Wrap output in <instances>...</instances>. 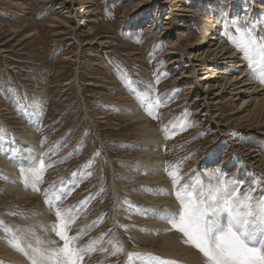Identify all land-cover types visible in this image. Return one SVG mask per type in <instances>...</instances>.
I'll list each match as a JSON object with an SVG mask.
<instances>
[{"label": "rangeland", "instance_id": "rangeland-1", "mask_svg": "<svg viewBox=\"0 0 264 264\" xmlns=\"http://www.w3.org/2000/svg\"><path fill=\"white\" fill-rule=\"evenodd\" d=\"M70 2L0 0V231L11 229L0 232V264L7 261L2 256V246L7 245L32 264L20 235L14 234L11 226L6 228L8 219L31 232L33 248L54 247L50 241L62 244L52 231L57 207L74 218L69 234H80L77 246L95 244L82 264H126L134 250L147 253L149 247L159 248L143 241L144 233L139 231L149 224L144 209L154 207L142 196L154 199L160 195L147 189L151 177L147 176L144 185L122 188L134 181L130 167L141 173L150 160L145 150H154L144 148L146 139L163 143L166 182L175 191L180 185H198L199 181L207 187L211 166L217 176L223 172L228 180L235 177L237 167L240 194L255 184V204L264 193L262 173L245 172L240 154L230 148L235 141L245 144L255 138L258 125L235 121L212 135L210 118L218 115L226 121L233 117L240 100L212 104L211 116L203 122V116L195 114L203 101H192L201 91L199 81L187 76L175 79L192 59L191 51L205 48V35L217 29L225 45L237 46L249 63L251 56L258 71L264 73L258 50L254 47L246 55L240 46L249 30L264 44L260 7L264 0L176 2L186 10L176 16L183 25L172 22L166 32L165 18L171 5L164 0H76L74 11ZM70 11L77 16L66 20L64 15ZM157 13L158 21L153 19ZM84 18L97 21L83 20L85 24L79 25ZM216 23L220 26L214 27ZM177 33L187 36L182 40L184 36ZM171 40L177 41L175 49L170 48ZM171 50L173 53L167 54ZM173 59L180 62L171 63ZM204 70L199 69L197 75ZM148 85L154 96L145 97L146 102L155 96L161 101L154 115H149L137 98L149 91ZM19 140L25 143L22 149H14L19 159L23 150L27 154L38 151L35 159L28 160V167L10 155L11 142ZM229 153L221 165V155ZM41 159L46 167L42 180L35 183L30 170L34 165L38 168ZM173 164H179L180 185L176 187L168 174ZM22 168L29 174L27 187ZM12 169H16L15 183L11 182ZM53 194L61 199L57 202ZM46 195L51 205L45 202ZM173 198L175 206L179 205L175 194ZM17 241L18 249L14 246Z\"/></svg>", "mask_w": 264, "mask_h": 264}, {"label": "bare ground", "instance_id": "bare-ground-1", "mask_svg": "<svg viewBox=\"0 0 264 264\" xmlns=\"http://www.w3.org/2000/svg\"><path fill=\"white\" fill-rule=\"evenodd\" d=\"M164 1L168 5L169 4L171 5V11L169 12L168 16L165 18V19H167V21H165L166 26H165L164 32H166V30L171 29L170 26L172 25V22L177 23V21H178V23L176 25L180 27V25L182 24L181 23L182 21L177 20L176 16L180 15V13H178V12L183 11L184 8H183L182 4L176 3V2H182L183 0H164ZM75 5H76V0H71V2L69 3V6L71 8H73V11H74ZM66 7H68V6H66ZM260 7L262 8L261 11L264 13V4H261ZM86 8H88V6H86ZM73 11H70L69 13L64 15L65 16L64 18H66V20H67L68 18H72L74 16L76 17L77 15L72 14ZM184 11H186V10H184ZM158 14L159 13L154 14L153 19L158 21ZM83 20H86L87 22L97 21L94 18H87V19L84 18L80 22L78 20L79 25L85 24V22ZM65 22H67V21H65ZM149 25L153 26V24H151V22ZM216 26H220V25L218 23H216L214 27H216ZM90 28H91V26H90ZM176 28L174 31H176ZM182 32H184V31H182ZM177 35H178V37L184 36V37H182V40H184L185 37L187 36L184 33H181V34L177 33ZM205 37L206 38L208 37V41H207L208 45L203 49L191 51L190 54L192 56V59L189 60L190 62L185 65L186 70L184 69L181 73L182 75H178L175 80L178 81L182 77L187 76V77L194 78V81H199L200 86H201V88H200L201 91L199 92L198 96H196V98L192 101L193 102H199L200 100L203 101L202 104H199V107L195 110L196 111L195 114H200L201 116H203V119H202L203 122L204 121L207 122L208 117L211 116L212 104H218L222 100H224V101L229 100L230 103H235L236 100H240L239 102H237V104L235 106L236 111H234L233 117L232 116L229 117L226 121L223 120L222 117H220V119H218L219 118L218 115H214V117L210 118V120H211L210 123H211V125H213V129L211 131V134L213 135V134L218 133L221 130L222 126H226V128H227L229 125H231L230 123H233L235 121H237V123L239 121L252 122L251 124L256 123V125H258V127H259V129L255 130L258 133L257 136H255V138L249 139L247 141V143H245V144L240 143L241 141L240 142L235 141L233 143L232 147L230 148V150L233 149V151H235V153L238 152L240 154V157L242 160L241 163H244L245 164L244 166L246 167L244 169L245 172H247L246 170H251L252 173H255V174H256L255 171L261 172L262 178L264 179V82H262V80H261V76H264V73L258 71V69H257L258 66H256V71L253 72L252 68L249 67V62L246 61V56H245L244 52L242 50H240L237 46H234V45L230 46L229 45L230 46L229 47V46L225 45L223 42L224 37H222V33L218 29H217V31L212 30V32H210L209 34H206ZM173 40L170 41V43H171L170 48L175 49L174 44L177 41L176 40L173 41ZM171 53H173V50H171L170 52L169 51L167 52V54H171ZM175 60L177 62H180L179 59H175ZM175 60L173 59L171 61V63L173 61L175 62ZM201 68H203L205 70L203 72H201V76L199 77L197 75V73L199 72V69H201ZM194 81H193V83H194ZM192 87H194V86L191 85L190 88H192ZM238 103L240 104V106H238ZM251 104H253V105L251 106ZM248 106H251V109H248ZM155 132H153V134ZM249 132H250V135L254 134L253 133L254 130H251V131L249 130ZM150 134H152V133H150ZM96 136H99V134L96 133ZM156 138H158V137H156ZM153 139H154V137H153ZM153 141L154 140H150V139L147 140L146 139V141H143V143H142L145 146L144 147L145 149H147V148L151 149L152 148L154 150V151L152 150L154 154L151 153L150 150H145V151H147L146 153H149L150 160L146 161V164H144L143 167H141L142 168L141 173H139L138 170H136V169L133 170L132 167H130L131 168L130 172L132 174V175H130V177H132L134 181H132L130 183L126 182L127 184L122 185V188L131 187L134 184L144 185L145 182H147L146 178L151 177L150 178L151 180L148 179V181H150V182L147 183V185H149L147 189L149 191L151 190L155 193L160 194L159 197L154 198V199H150L146 196H142V197L146 198V202H145L146 204H148V203L154 204L153 205L154 207L152 208V207L147 206L148 208L147 207L145 208L146 205H144L145 209L142 207L144 209V212H145L144 214H146L145 217L147 216L146 218L148 219L149 224H147V225L144 224L141 229L139 228V231L141 234L144 233V234H142L143 235L142 238H143V241L147 242V244L159 245V248H155V250H152L154 248V246H152L153 248L149 247V249H148L150 251L147 253L153 254L152 257L148 258L150 260V264H173V262H175V264H204V258L202 256V254L195 247L188 245V244H185L183 242L184 237L182 236V234L179 233L178 231L172 229L171 225L168 222L163 223L164 221L165 222L167 221L164 218H162L163 213L165 211H168V210H178L176 207L179 205L175 206L176 205V203L174 204L175 200L174 201L170 200L173 198V195L175 194V190L172 188V186L169 183L166 182V181H169V179H168V176L166 175L165 165L163 164V153H164L163 152L164 150L162 149L163 143L161 141H158V140L156 143H154ZM221 143H222V141H221ZM24 145H25V143H23L20 140L17 141V144L11 142L10 155L13 156V159L15 158L16 161H19V163L23 164V166L28 167V164H27L28 160H31L35 156H37L38 154H36V153L38 151H34L32 153L27 154L23 150V153L19 159V157H17L14 154L15 153L14 149H16L18 147H20L18 149H22L24 147ZM221 156H222V158H221L222 159L221 165H222V164H225V160L227 158L229 159L230 153L227 155H221ZM221 156H219V157H221ZM205 162L207 163V160L203 161V164H205ZM230 162H231V160H230ZM137 166H139V164H137ZM224 167L225 166H223V168ZM228 167H230V166L228 165ZM228 167H225V168H228ZM225 168H224V170H225ZM12 170L15 172V174L13 175L11 182L14 181V183H15L17 180L16 169H12ZM214 171H215L214 166L209 167V169L207 170L208 174H211V175H209L210 176L209 177V179H210L209 184H211L212 186H215L218 183V176L216 175V173H214ZM237 171H238V168L236 167V171H233V174L235 175V177H233L232 180L233 179L237 180V178H239L238 176H240V173H237ZM136 179H138V181ZM141 179H143V181H140ZM143 182H144V184H143ZM147 185H146V187H147ZM205 188H207V187H205ZM144 190L145 189H143V191ZM15 194H17V193H15ZM172 201H173V203H172ZM141 205H143V204H141ZM149 216H153V217L151 218ZM6 222L8 223L6 228L12 227L14 234L20 235V238H21L20 243H22L25 250L30 255H33V250L35 248L42 247L39 244L40 245L39 247L33 248L32 245L29 244V240L33 238V235L31 234L30 231H27L26 229L19 226L16 222H14L10 219H8ZM4 224H6V223H4ZM4 228H1L0 232L2 234L6 231V229H4ZM141 234H139V235H141ZM3 236H2V238H3ZM145 242H144V244H145ZM0 243H1V241H0ZM20 243H19V246H20ZM2 247L4 250L3 251L4 255H2V256L6 258L5 260H7L4 264H30L29 261L27 263V261H25L23 259L21 260L22 256L20 258V256H18V254L15 251H13L12 249L11 250L7 249L8 245H7V247H5V246H2ZM24 248H22V249H24ZM17 249H18V247H17ZM20 249H21V247H20ZM40 249H42V248H40ZM142 249H144V248H142ZM140 250H134V251H136V253L137 252L138 253H143V252L145 253V251L141 250V251H143V252H141ZM23 255H25V254H23ZM23 261H25V262H23ZM126 264H129V257L127 258ZM133 264H134V258H133Z\"/></svg>", "mask_w": 264, "mask_h": 264}, {"label": "snow or ice", "instance_id": "snow-or-ice-1", "mask_svg": "<svg viewBox=\"0 0 264 264\" xmlns=\"http://www.w3.org/2000/svg\"><path fill=\"white\" fill-rule=\"evenodd\" d=\"M242 41L240 46L244 48L246 55L255 47L258 50L259 63L264 66V44L258 43L250 30L242 37ZM248 59L249 67L255 72L257 61L252 60L251 56H248ZM261 80L264 82V76H261ZM147 88L149 91L143 95L138 94L137 98L149 115H154L161 101L155 96L154 100L146 102L145 97L154 96L152 86L148 85ZM45 167L41 159L39 167L34 165L30 170L35 183L42 180L41 174ZM171 167L172 170L168 174L176 187L180 185L179 164H173ZM28 175L22 168L21 176L26 187ZM197 180L199 181V178ZM240 183L239 180L225 179L224 173L219 172L215 186L209 184L205 188L202 181H199L198 185H180L175 191L179 209L163 213L162 218L167 220L172 229L182 234L183 242L195 247L202 254L204 264H264V193L253 204L255 184L241 196ZM53 198L57 202L61 199L55 194ZM45 202L52 204L47 195ZM55 214L56 222L52 225V231L62 244L50 241L54 247L43 250L35 248L29 259L32 264H82L85 256L95 250L94 242L88 246H77L80 234H69L74 218L58 207ZM14 246L19 247V243L16 242ZM128 255L129 264H133V258L134 264H150L148 258L153 256L152 253L138 252Z\"/></svg>", "mask_w": 264, "mask_h": 264}]
</instances>
